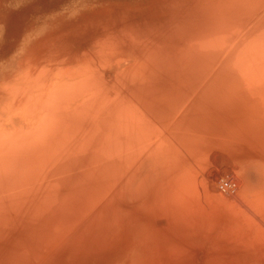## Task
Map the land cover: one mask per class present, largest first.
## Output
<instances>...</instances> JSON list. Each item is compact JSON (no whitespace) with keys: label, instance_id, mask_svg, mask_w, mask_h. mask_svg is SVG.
Returning <instances> with one entry per match:
<instances>
[{"label":"bare ground","instance_id":"bare-ground-1","mask_svg":"<svg viewBox=\"0 0 264 264\" xmlns=\"http://www.w3.org/2000/svg\"><path fill=\"white\" fill-rule=\"evenodd\" d=\"M161 2L173 12L169 27L129 26L123 20L116 30L98 25L100 36L89 29L96 39L81 40L82 45L79 41V50L72 47L52 60L51 50L59 46L55 44L41 57H24L27 65L19 61L22 70L37 72H28L30 78L22 71L28 76L21 77L24 86L13 83L16 80L11 85L4 81L8 86L0 82V251L6 263L43 264L59 251L99 248L131 221L140 198L158 202L163 209L169 202L182 218L185 207L195 204L193 194L202 195L201 187L193 183L199 174L186 177V167L212 161L217 144L227 145L240 165L245 158L250 160L245 168L254 172L247 178L252 186L245 184L249 198L242 200L251 221L246 225L251 233V225L264 228V220L256 217L264 213V0ZM5 86L12 101L1 100ZM192 184L193 199L186 194ZM236 187L234 183L220 193L232 194ZM214 190L203 188L216 215L231 211L239 201L238 196ZM149 198L153 202H146ZM225 202L233 206L226 209ZM222 214L228 218L230 213ZM223 227L234 226L227 222ZM258 234L263 239L260 247L245 251L256 252L252 258L259 257L262 263H241L264 264V234ZM89 253L94 248L81 254Z\"/></svg>","mask_w":264,"mask_h":264},{"label":"rangeland","instance_id":"rangeland-1","mask_svg":"<svg viewBox=\"0 0 264 264\" xmlns=\"http://www.w3.org/2000/svg\"><path fill=\"white\" fill-rule=\"evenodd\" d=\"M161 1H164V3L166 2V0H0V82L1 83L3 82L6 84L7 82H4V81H8V82L10 81L11 83H8V85L9 84L11 85L12 84L11 80H16V81H13V83H16V82L21 83L22 82L21 85H23L24 83H26V80L28 79L27 78L28 76L26 75V73L28 75L30 73L29 72L30 70L28 71V69H26L29 72L28 73L25 71V69L22 70L20 68L21 66L19 65V61H20L21 65L22 64L27 65L25 63L24 57L29 56V57H32V59H34L36 57V55L38 57H41L43 54L45 55V53L46 54L49 53V51L51 50L50 47H52V45H53L52 48H54L55 44L56 45L58 44L59 45V46H57L58 49L55 47L57 49V51L55 48H54L55 50H53V49L51 50L52 52L50 51L53 54L52 55L50 53V58L52 60H54L55 57L58 58V56H60L59 54H61V55L65 54L66 55L67 53L71 52L72 47L74 50H79L81 48L80 46L83 44L84 41L86 42V40H87V42L92 43L98 36H100L101 30L103 27L116 30L117 28H119L118 25L119 24L121 25L123 23V21L126 22L129 26H134L137 23H142L143 26H145V28H147L148 26L149 27H155V26L157 27L158 26L159 28H164L167 25L169 27V22L172 19L173 12H172L170 7H168L166 5L164 6L163 2H161ZM131 10H132V12H131ZM169 11L172 12L171 15H170ZM129 12H130V15L132 18L130 17V15H127V14H129ZM119 13H120V15H119ZM122 13H124V14H122ZM133 13H134V15H133ZM105 14L107 17L106 20H108L110 17L111 21L105 20V18H104ZM121 14H122V16H121ZM100 17L104 18V20L107 23L105 21H104L105 22L104 23L103 19H101ZM115 17H116V19H115ZM124 17L126 19L128 18V20L125 21ZM147 17H149V18L147 19ZM164 17L167 19H165ZM98 18H99V21L103 22V24L101 22H100L101 24L97 23ZM119 18H121V19H119ZM129 18H131V19H129ZM139 18H141V19L139 20ZM155 19H156V21H155ZM159 19H160V21H159ZM162 19H163V21H162ZM88 20H89V22H88ZM119 22H121V23H119ZM88 23L90 25L92 23L96 24L97 27L102 25V28L99 27L101 29L98 28L99 30L97 29L98 30L97 31L96 26H95L96 28L94 29V27H93L94 25L92 24L90 26ZM86 24L88 25V27ZM84 25H86V26H84ZM89 26H90V28H89ZM105 26H107V27H105ZM80 29H81V31H80ZM89 29H93V30L92 31L90 30L91 31L90 32ZM84 30L87 33L86 36H88L90 33H93L96 36V38L92 34H91V36L89 35L90 38L83 36L86 34L84 32ZM94 30H96V32ZM88 31L90 33H88ZM81 32L84 33L82 36H81V34H82ZM75 33L77 35L79 34L77 36L78 40L75 37V35H76ZM167 33H169V30ZM66 35L67 36L70 35L69 39H67L69 41L66 40L67 42H65V39L67 37ZM72 36H74L75 38ZM60 37H61V39H59ZM62 37H63V40H62ZM49 39H51V40L49 41ZM56 39L58 40V42ZM60 40H62V41H60ZM73 40H75V41L77 40V41L75 42ZM81 40H84V41H81ZM48 41H49V43H48ZM51 41H53V43ZM79 41H81V42H79ZM62 42L66 43V44L64 43V45L66 47L62 44ZM77 43H78V45L75 47V44H77ZM44 45L46 48L44 47ZM35 48L37 49V51ZM40 48L41 49L43 48V52H41L42 50L41 51L39 50L41 53L38 51V49H40ZM44 48H45V51H44ZM46 49H47V52H46ZM58 51H59V53H58ZM54 52H56L57 54ZM32 54H35V56ZM57 58H56V60H57ZM31 61L33 62V60H31ZM18 69L21 70V73ZM22 71L26 72L25 75L27 77L25 75H21V74H24V72L22 73ZM16 72L19 73L20 75L19 74L17 75ZM33 73H37V72H35V71L33 72V70H32L30 75H33ZM16 75H17V77L18 76L19 77L17 78ZM13 76L16 77V79L12 78ZM21 77H25L24 79H26V78L27 79L23 80ZM19 78H21L22 80L21 79L19 80ZM30 78H33V77L30 76ZM27 83H30L29 80L27 81ZM7 86H5L4 88L8 91H6L4 89L5 92L3 93L4 97L7 95L5 97L6 99H4V97H3V98H1V100L7 101L8 99L9 100L12 99L10 97L11 96V90L9 91V89H7L8 88ZM10 87H12L11 89H13V86H9V88ZM14 87H18V86H16V84H15ZM21 87L22 86H19V88H21ZM9 100L7 102H9ZM215 149L217 152L215 154L216 159L214 157L211 158V159H213L212 161H214V162H212L211 160H203L202 162L199 163V166L194 165V167H192V168L187 166L186 168L189 170L187 172H185L187 169L185 168L186 169L185 170L183 168L185 170V171L183 170L185 172V174L183 173L185 176L189 173L190 174H195V173L199 174L200 179H198L196 183L195 182H193V183L195 185L198 184V186L201 187V188L198 187V188H200L199 191L200 190L202 191L201 197H199V194H197V192L195 191L194 184H192L191 187L189 186L186 189V194L188 193L187 195L189 198H191V199L195 198L194 200L198 202V204H197V202L193 201L192 204H194V203L195 204L194 205L191 204L192 206L196 205L195 207L197 208V206H198V208L200 209L201 204H203V206H205V207L202 206V208L205 209V212L201 208L200 211L202 210L203 212L201 211V212H197V214H194L193 210L197 211L199 209L198 208L196 209L195 207H194L195 209H193L192 206L190 207L188 205L185 208L188 209L187 210L188 212L192 208L189 213H193L194 215L191 214L192 217H190L189 213L187 211H184V216L181 218V216L179 215L180 212L175 210L173 208V206L170 208L169 205H171V204H169V202L167 203L168 204L167 209H163L161 207L160 203L153 202L152 198H149L146 202L151 201L153 203H149V202L145 203L144 200L147 197L140 198V200H138V202H136L134 204V206H136V208H132L131 216H133V217L130 218L131 221L130 220L125 221L124 226L126 228L125 227L119 228L114 234H111L107 239H105L103 241V243L101 244V247L97 248L98 246L95 245V246H92L91 249L88 248L90 250L85 249L83 251L80 250V251H76V252H69L66 254H65V252L59 251V253H57L54 256H52L51 258H49L47 260V262L44 261L45 263L43 262V264H163V263L166 264V261H168L167 264H184L183 262H178V261H184L185 264H188V263L189 264L262 263V260L259 257L253 256V258H252V255H255L254 253H256V252L249 253V252L245 251L246 249L251 250L253 248H259L260 247L259 243L262 242L263 239H262V236H261V238L256 237L255 234H258L259 231H260V233L264 234V232H263L264 228H261V227L256 226V225H251L255 229V230L253 229V231H252L253 234L251 233V231L247 228L249 225H246L248 223L250 224L251 221L246 218V215H245L246 211L244 212V210H243V207H246V206H243V204H245V203L242 202V200L244 199L245 195L247 196L249 194V191H250L249 189L247 190L246 187H248V185H251V183H249L247 178L250 177V174H251L250 172H252V174L254 175L253 170H249V169L245 168L250 160L248 158L247 159L245 158V161L240 165V162L238 161L239 158L237 157V155L233 154V152L231 151V149L227 145L217 144ZM200 166H201V168H199ZM203 166H205L206 168ZM202 167H203L204 171H202ZM214 175L216 176V178ZM253 175H251L252 178H253ZM186 177H188V175ZM225 179H227V180L230 179V181L235 183V187L237 186L235 189V192L233 190L234 193H232V194L229 193V194L232 196H238L237 199H239L238 202L240 204H238V202H236V205H234V207H232L233 208L232 209L231 206H233V205L230 206L229 203L225 202L224 205L226 207L224 206V208H226V209L231 208L229 210L235 211V209L238 207L236 210H240L239 208H241V210H243V211L240 210L241 213L240 212L238 213L237 211H235V214H233V211L231 212L228 210H224V211H226V213H230L228 218H225L222 216L223 215L222 212H224L223 210H221V212H219V214L216 215V210L212 209V207L214 208L215 206H213L212 202H210L211 199L208 200L209 197L203 191L204 187L208 190L217 189L219 192L217 190H214L217 194H219V195H225L226 194L225 196H228L229 194L226 192H222L224 194L220 193V191H224V190H222L219 185ZM250 181H253V180L251 179ZM214 184L215 185L217 184L216 187ZM245 184H247L246 187H245ZM171 186H173V183ZM172 189L173 190L170 191L171 194H172V192H174L175 188L173 187ZM246 190H247L248 194L246 193ZM194 192H196V193H194ZM192 193H194L193 194L194 196L192 195L193 198L191 196ZM244 193H246V194H244ZM247 197L249 198V195ZM200 201H201V203H200ZM247 202H249V201H247ZM206 203H207V205H206ZM186 205H187V203H186ZM227 206H230V207H227ZM136 209H137V211H136ZM246 209L250 210L249 208H246ZM257 210L258 209H256L255 211H257ZM140 212H143V213H140ZM185 212H187V213H185ZM257 212H255V214ZM146 213H147V215H146ZM204 213L207 215H205ZM257 214H256V217L258 216L259 218L258 217L257 218L259 220L263 221L264 220V213H262L263 215L262 214L257 215ZM203 215H204V217H203ZM243 216H245V217H243ZM189 217H190V219L188 220ZM196 218L198 221L195 220ZM157 219H163V220H157ZM164 219H165V221H164ZM192 219H194V221ZM210 220H214L215 223L217 222L219 224L216 225L217 223L215 224L213 221H210ZM161 222L164 224H162ZM189 222H191V223H189ZM221 222H223L224 224ZM227 222H232V226H234V227L224 229L225 227H223V226ZM245 222H247V223H245ZM263 222H262V224H264ZM188 223H189V225H188ZM210 223L213 225H211ZM255 223L253 222V224H255ZM221 224H223V226ZM256 224L258 225V223H256ZM241 225H242V227H239ZM148 226L150 227V229L148 228ZM151 226H152V228H151ZM155 227L157 228V229H155L156 233L154 232ZM179 227H182V228H179ZM175 228L178 231H176ZM246 228H247V230H246ZM249 228H251V227H249ZM216 230H218V231H216ZM222 230H223V232H230V233L224 234V233H222ZM235 231H237L238 233H236ZM175 233H177V234H175ZM235 234L236 235L239 234V235H237V237H236ZM177 235L179 237H176ZM258 235L260 236V234H258ZM200 236L202 239L200 238ZM246 238H248V239H246ZM179 239H181V240H179ZM237 239H238V241H237ZM177 240H179L180 242ZM241 240H242V243H241ZM165 241H168V242H165ZM155 242H156V244H155ZM177 242L179 243V245H177L178 244ZM215 242H217L219 245H217V243H215ZM254 242H256V243H254ZM162 243H165V244H162ZM126 244H128V246ZM241 244H243V245H241ZM214 245H215V247H213ZM178 246H179V248H178ZM210 246L212 247L211 249H210ZM92 248H94V253L92 255H91V253H89L88 255L81 254L83 252L91 251ZM156 249H158L159 251ZM207 249H209L210 252L207 251ZM200 250H202L201 252L203 254L200 252ZM195 251H196V253H195ZM214 251H216L215 255L213 254ZM199 252L202 255H200ZM205 252H208V254L207 253L205 254ZM209 253H211V255ZM197 254L200 256V258L203 256L202 260L200 258H197L198 262L201 260L199 263H195V262H197V260H196ZM170 255H171V258H170ZM204 255H205V257H204ZM240 255H241V257H239ZM199 256H197V257H199ZM133 257H135V258H133ZM159 257L161 259H159ZM246 257L248 260H244V259H246ZM177 258H181V259L176 260ZM4 259H5V255L3 252L0 251V264H22V263H6ZM241 259H243V260H241ZM159 260H160V262H159ZM163 260H165V262ZM241 262H245V263H241ZM23 264H29V263H23ZM30 264H35V263H30ZM37 264H42V263H37Z\"/></svg>","mask_w":264,"mask_h":264},{"label":"built area","instance_id":"built-area-1","mask_svg":"<svg viewBox=\"0 0 264 264\" xmlns=\"http://www.w3.org/2000/svg\"><path fill=\"white\" fill-rule=\"evenodd\" d=\"M220 187L222 190L226 191L228 189H232L234 187V183L230 180H224L221 184Z\"/></svg>","mask_w":264,"mask_h":264}]
</instances>
